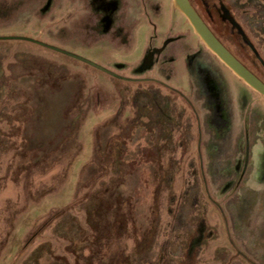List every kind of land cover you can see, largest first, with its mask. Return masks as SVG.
I'll return each mask as SVG.
<instances>
[{
    "label": "rangeland",
    "instance_id": "rangeland-1",
    "mask_svg": "<svg viewBox=\"0 0 264 264\" xmlns=\"http://www.w3.org/2000/svg\"><path fill=\"white\" fill-rule=\"evenodd\" d=\"M228 1L264 79V0ZM127 2L103 34L85 0H0V264H264V96L174 0Z\"/></svg>",
    "mask_w": 264,
    "mask_h": 264
},
{
    "label": "flooded vegetation",
    "instance_id": "flooded-vegetation-1",
    "mask_svg": "<svg viewBox=\"0 0 264 264\" xmlns=\"http://www.w3.org/2000/svg\"><path fill=\"white\" fill-rule=\"evenodd\" d=\"M190 1L198 11L200 16L204 19V21L209 25L212 31L224 44L225 42L223 41V37L221 35L223 30H221L220 32L219 28H224L229 24L232 27L234 26L237 29L236 32L240 34L239 31L241 27L238 24L236 17L234 15L235 13V10L233 8L234 4H232L228 0H190ZM255 2L261 3L260 0H249L248 3L254 5ZM236 3L238 2H235V4ZM85 5L87 8L86 15L88 22L90 24V30L95 33L108 34L109 32L116 31L117 29L123 30L122 24L124 23L125 20H127L130 17V14H128L129 6L127 0H85ZM257 5H259V3L256 4L255 7ZM246 45L250 49L253 48L251 50L254 51L253 44L251 45L248 42H246ZM163 51L164 49H161L155 54L156 55L159 53L161 54ZM247 66L250 67L249 65ZM250 69L252 68L250 67ZM205 81H206L205 83L202 82L199 84L202 86V90H203L202 95H204L206 99V103L209 105V108L213 112H217L220 108L225 106L223 104V98L226 93L223 96L221 95L218 96L214 94L212 95L211 93L209 94V90L212 88L213 85L211 84V82H207V79H205ZM222 112L223 114H225L227 121L222 122V119L219 118V115L217 117L213 116V118H211V121H214L216 124L215 125L216 139L218 141L221 140L224 143L227 140L226 138L230 135V133L231 132L233 133L234 126L232 124L233 122H231L227 117L225 109H223ZM240 133L241 132H239V134ZM239 134L236 138V143L241 138ZM255 136H256L255 138L257 137L259 138L257 134H255ZM215 145L217 148H219L218 144Z\"/></svg>",
    "mask_w": 264,
    "mask_h": 264
},
{
    "label": "water",
    "instance_id": "water-1",
    "mask_svg": "<svg viewBox=\"0 0 264 264\" xmlns=\"http://www.w3.org/2000/svg\"><path fill=\"white\" fill-rule=\"evenodd\" d=\"M175 6L184 14L204 44L247 85L264 96V81L247 67L212 31L190 0H174ZM96 67L106 70L85 57L72 54Z\"/></svg>",
    "mask_w": 264,
    "mask_h": 264
},
{
    "label": "crops",
    "instance_id": "crops-1",
    "mask_svg": "<svg viewBox=\"0 0 264 264\" xmlns=\"http://www.w3.org/2000/svg\"><path fill=\"white\" fill-rule=\"evenodd\" d=\"M227 94V93H226ZM226 94H225V96H224V98H223V104L225 105V106H223L222 108H220L219 109V112L217 111V112H213V116L214 117H217L218 115H219V113L220 114H223V109H225V111H226V115H227V117L229 118V120L232 122V117H231V113L229 112V107H228V103H227V101H228V98H226ZM206 101V100H205ZM217 113V114H216ZM223 117V116H222ZM224 120L222 119V122H223ZM226 143H227V141H225ZM225 142L223 143V144H225ZM223 147V146H222Z\"/></svg>",
    "mask_w": 264,
    "mask_h": 264
},
{
    "label": "trees",
    "instance_id": "trees-1",
    "mask_svg": "<svg viewBox=\"0 0 264 264\" xmlns=\"http://www.w3.org/2000/svg\"><path fill=\"white\" fill-rule=\"evenodd\" d=\"M225 26V25H224ZM226 27V26H225ZM225 27L223 28V33L226 32L225 30ZM239 36L242 38V36L239 34ZM243 39V38H242ZM245 42V41H244ZM250 44L252 45V43L250 42ZM244 45H246V42L244 43ZM227 46V45H226ZM230 49V48H229ZM253 49V48H251ZM231 50V49H230ZM232 51V50H231ZM235 54V53H234ZM236 55V54H235ZM254 59H256L261 65L262 67L264 68V60L261 58V56L257 53V52H254ZM237 56V55H236ZM240 59V58H239ZM241 60V59H240ZM242 61V60H241ZM244 63V61H242ZM246 65V63H244ZM247 66V65H246ZM248 67V66H247ZM250 68V67H249ZM252 70V69H251ZM254 72V71H253ZM259 76V75H258ZM261 78V77H260ZM264 81V79H262Z\"/></svg>",
    "mask_w": 264,
    "mask_h": 264
}]
</instances>
